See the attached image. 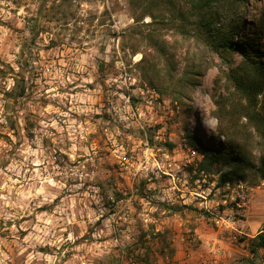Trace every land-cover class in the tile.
Masks as SVG:
<instances>
[{"label": "rangeland", "instance_id": "rangeland-1", "mask_svg": "<svg viewBox=\"0 0 264 264\" xmlns=\"http://www.w3.org/2000/svg\"><path fill=\"white\" fill-rule=\"evenodd\" d=\"M241 2L236 10L246 11L234 14L243 34L264 0ZM189 6L0 0V264H130L140 247L139 262L183 264L189 252L195 263L203 256L204 264H231L227 245L246 247L239 236L248 237L247 216H264V179L249 167L224 187L216 186L218 172L192 179L200 156L184 130L211 145L218 136L219 148L226 138L239 142L255 164L264 141L236 112L218 119L215 100H235L229 65L241 57L209 46ZM138 87L151 89L140 102L122 97ZM141 181L198 210L139 200ZM113 190L128 199L112 208ZM211 212L231 216L234 223L222 221L235 229Z\"/></svg>", "mask_w": 264, "mask_h": 264}, {"label": "trees", "instance_id": "trees-1", "mask_svg": "<svg viewBox=\"0 0 264 264\" xmlns=\"http://www.w3.org/2000/svg\"><path fill=\"white\" fill-rule=\"evenodd\" d=\"M239 1L244 2V5H246L245 1L248 2V0H190L189 11H191V15L196 17L198 27L206 32L205 38L209 46L225 54L238 53L241 57L239 66L232 67L229 65V78L236 96L235 100L229 101L227 96L223 94L215 100L218 119L221 122L223 115L227 116L236 112L246 117L247 122L264 141V51L260 48L261 39H263L264 45V6L260 10L259 16L252 20L250 31L242 34L240 30L243 25L242 19L239 18L240 14H234L236 11L238 13L246 11L244 9L236 10ZM178 13L182 15L183 11L178 10ZM35 27L36 25H34ZM152 45H157V43L153 41ZM98 68L102 74H106L102 71L103 62L98 64ZM29 79L31 80L30 74L26 76V79L22 77V80H27L26 82ZM26 82L19 85L16 93L18 97L25 95ZM131 100L132 102L137 101V98L131 97ZM228 102L232 108L226 107ZM223 133L221 131V135ZM184 134L188 145L196 149L200 156L195 168L196 174L192 176V179L196 178L200 171L205 174L218 172L216 186L224 187L235 179H243L244 169L248 167L264 179V155H261L258 163L255 164L247 156L243 144L232 139L226 138L224 147L219 148L218 145L221 142L218 136H213L212 140L215 144L211 145L187 127H185ZM168 145L172 146V144ZM214 165L215 168H213ZM223 166L226 167V170H221ZM188 170L189 172L194 171V167L190 165ZM146 182L141 181L136 186V192L139 195L143 194ZM112 192L115 198L121 196V192L117 190ZM162 204L167 208L179 209L177 208L179 206L175 204L165 202ZM187 207L189 210L197 209L191 204H188ZM247 247L251 255L242 258L243 264H253L254 258L259 257V249L264 248V223L253 237H247Z\"/></svg>", "mask_w": 264, "mask_h": 264}, {"label": "built area", "instance_id": "built-area-1", "mask_svg": "<svg viewBox=\"0 0 264 264\" xmlns=\"http://www.w3.org/2000/svg\"><path fill=\"white\" fill-rule=\"evenodd\" d=\"M121 69L122 70H120V74L119 75L120 76L121 75L126 76L125 68H121ZM49 70H50V68L48 66H46L45 67V71H49ZM150 90L151 89H149V88H145L144 89L143 87H138V90L135 93L136 94L135 98H137V101L140 100L141 96L145 93V91H150ZM152 92H153V89H152ZM122 97L123 98H126V100L131 99V95L130 94H125L124 91H122ZM106 101H107L106 103L108 104L109 103V100H106ZM130 103H131V101H130ZM148 150H149V148H145V150H143V154L145 155L148 152ZM191 153H192V155L193 154H196V152H195L194 149L191 150ZM160 171L163 174L164 173H167V175L173 176L172 173H170V172H167V171H164V170H160ZM174 187H176V186H174ZM177 189L180 190L179 188H177ZM181 192L184 193V191H181ZM138 198L141 201H143V200L150 201V199L151 200L152 199H155V200L161 199L163 202H165L167 204H175V203H179L180 201H182V205H188L189 204V202H185V200H182L184 198H182V195H180V194L179 195L176 194V196H174V197L171 196L170 194H167L166 196L165 195H162L161 198H159L158 197V194L156 193V187L154 186V184H152V182L145 184V187L143 188V194H141ZM127 199H128L127 196H125L123 193H121V196H119L118 198H115L114 195H110L109 196V199H108L109 200L108 202H109L110 206L113 208V205H115L116 203L126 201ZM203 207L204 208H202V209H204V211H206V204H204ZM211 213H212L213 218L215 219V222L216 223H219L220 225H223L224 228H230L231 227V228L235 229L232 225L225 224L222 221V220H226V222H229L230 221V222L234 223V221L231 219L232 218L231 216L228 215L226 217V219H222L221 216L217 212H211ZM144 220H145V218H144ZM144 231H146V230H144ZM152 231H153L152 234L157 235L160 230L158 228H155V230H152ZM236 231H238V230H236ZM238 233L240 235L242 234V232L240 230L238 231ZM145 235L149 236V234H145ZM232 238H236V234H233L232 235ZM239 238L241 239L243 237L239 236ZM245 239L247 240V237L243 238L242 240L244 241ZM138 251L139 252L142 251V248L141 249L140 248H137V252H135L136 253L135 254L136 255L135 256V259H131L130 260V264H150L149 262L144 261V260L143 261H140V262L137 261V259H138V256H137ZM204 263H205V261H203V260L195 263L194 260H193V256L189 252H186V254L184 256V259H183V264H204ZM221 264H223V263H221Z\"/></svg>", "mask_w": 264, "mask_h": 264}, {"label": "crops", "instance_id": "crops-1", "mask_svg": "<svg viewBox=\"0 0 264 264\" xmlns=\"http://www.w3.org/2000/svg\"><path fill=\"white\" fill-rule=\"evenodd\" d=\"M247 218H251L250 216H247L245 221H246V226H247V235L248 237H253L261 228L262 224L264 223V216H260V217H252L251 221H247ZM196 231H200L199 228H196ZM243 243V242H242ZM244 244V243H243ZM246 245L247 247V242L246 244H244V246ZM229 247V251H232V256L229 258V261L231 260V264H243L242 261V256L240 255L241 253L245 254L246 257H250L251 253L248 249V247L246 248H241L240 246H238L237 244H232V245H227ZM202 255V254H199ZM258 258H254V262L253 264H264V248H260L258 251ZM202 258H200L201 260H204L205 258H203V256H201Z\"/></svg>", "mask_w": 264, "mask_h": 264}]
</instances>
